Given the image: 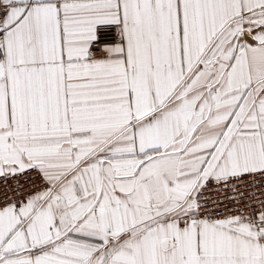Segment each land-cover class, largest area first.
<instances>
[{
    "label": "snow or ice",
    "instance_id": "snow-or-ice-1",
    "mask_svg": "<svg viewBox=\"0 0 264 264\" xmlns=\"http://www.w3.org/2000/svg\"><path fill=\"white\" fill-rule=\"evenodd\" d=\"M0 264H264V0H0Z\"/></svg>",
    "mask_w": 264,
    "mask_h": 264
}]
</instances>
